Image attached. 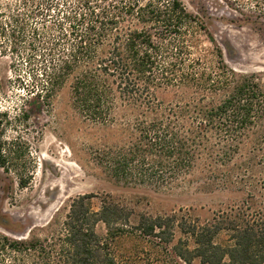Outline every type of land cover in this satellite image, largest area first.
<instances>
[{"label": "trees", "instance_id": "trees-1", "mask_svg": "<svg viewBox=\"0 0 264 264\" xmlns=\"http://www.w3.org/2000/svg\"><path fill=\"white\" fill-rule=\"evenodd\" d=\"M40 2L39 15L52 11L54 22L32 32L42 73L34 74L29 94L50 103L70 79L72 105L90 121L104 125L116 108L126 109L135 133L128 152L103 160L114 179L169 184L202 156L212 165L231 160L255 130L261 166L256 185L249 181L254 205L247 201L203 226L176 216H140L126 228L128 215L118 205L103 202L93 212L84 202L90 196H82L72 202L46 264H264V76L242 75L224 65L209 72L192 58L186 36L196 20L181 0H115L97 8L81 0L77 4L89 11L83 13L74 3L60 11L53 0ZM170 88L183 90L187 99L168 105L155 100L157 91ZM211 133L218 149L208 145ZM2 155L0 149V168L8 172ZM97 223L105 226L104 237L95 233ZM176 231L181 237L174 244ZM123 235L138 240L128 255L112 248ZM221 236L226 239L219 241ZM148 241L149 251L143 248ZM9 247L35 251L23 240Z\"/></svg>", "mask_w": 264, "mask_h": 264}, {"label": "rangeland", "instance_id": "rangeland-1", "mask_svg": "<svg viewBox=\"0 0 264 264\" xmlns=\"http://www.w3.org/2000/svg\"><path fill=\"white\" fill-rule=\"evenodd\" d=\"M53 1L60 11L74 3L79 13L89 12L77 4L81 0ZM86 1L97 8L115 0ZM181 1L196 20L186 36L192 58L200 59L209 72H219L224 65L242 75L264 76V0ZM39 5L43 6L40 0H0V149L8 169L0 168V264L49 262L46 254L57 244L72 202L82 196H90L84 202L93 212L103 202L118 205L128 215L126 228L140 216H176L178 221L183 218L203 226L247 201L254 205L248 193L249 181L256 185L261 178L256 130L242 140L231 160L212 165L202 156L189 173L169 184L114 179L103 160L109 154L128 152L135 134L130 113L119 107L109 123L90 121L72 105L70 79L50 103L36 102L29 94L34 92V74L42 73L35 61L32 32L45 31L54 22L52 11L39 15ZM186 97V92L173 88L155 94L164 105ZM208 143L218 149L213 133ZM20 179L25 186H20ZM254 202H260L259 197ZM94 230L100 237L106 235L102 223ZM180 237L176 231L173 243ZM15 240L30 242L35 251L12 249L9 244ZM137 241L123 235L112 248L128 255ZM143 248L149 251L151 243Z\"/></svg>", "mask_w": 264, "mask_h": 264}]
</instances>
